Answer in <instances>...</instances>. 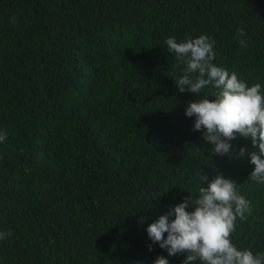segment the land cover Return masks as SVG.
I'll return each mask as SVG.
<instances>
[{"label": "trees", "instance_id": "obj_1", "mask_svg": "<svg viewBox=\"0 0 264 264\" xmlns=\"http://www.w3.org/2000/svg\"><path fill=\"white\" fill-rule=\"evenodd\" d=\"M201 35L264 94V0H0V264H182L147 227L217 174L251 202L232 243L264 253L258 148L213 154L185 112L217 90L175 82L167 38Z\"/></svg>", "mask_w": 264, "mask_h": 264}, {"label": "clouds", "instance_id": "obj_2", "mask_svg": "<svg viewBox=\"0 0 264 264\" xmlns=\"http://www.w3.org/2000/svg\"><path fill=\"white\" fill-rule=\"evenodd\" d=\"M244 36L243 29H238ZM242 47H247L240 39ZM168 51L175 54L181 64L186 65L182 75L175 79L180 92L201 93L211 86L217 91L214 100L208 97L187 104L185 115L195 117L194 131L203 130V139L214 147L213 154H230L231 141L237 137L251 138L252 146L258 151L250 153L254 170L250 179L264 184V94L262 85L251 86L238 78L236 72L216 65L215 40L207 35L187 37L178 42L176 37L167 38ZM185 86H189L186 88ZM7 137L0 132V142ZM245 148L239 150L244 156ZM207 187L198 189V198H186L166 214L147 227L149 239L159 244L169 256L186 254L182 264H264V253L254 254L251 249H239L230 237L235 231L237 219H246L251 214V202L237 191V184L222 174L210 182L203 176ZM192 208L189 211V208ZM174 217V218H173ZM165 233L167 237L165 238ZM13 233L0 231V240ZM149 251L152 245H149ZM154 264H170L158 256Z\"/></svg>", "mask_w": 264, "mask_h": 264}]
</instances>
